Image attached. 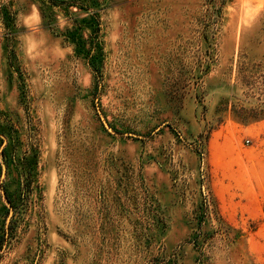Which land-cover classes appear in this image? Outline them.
<instances>
[{
  "label": "rangeland",
  "instance_id": "1",
  "mask_svg": "<svg viewBox=\"0 0 264 264\" xmlns=\"http://www.w3.org/2000/svg\"><path fill=\"white\" fill-rule=\"evenodd\" d=\"M0 264H264V0H0Z\"/></svg>",
  "mask_w": 264,
  "mask_h": 264
},
{
  "label": "water",
  "instance_id": "2",
  "mask_svg": "<svg viewBox=\"0 0 264 264\" xmlns=\"http://www.w3.org/2000/svg\"><path fill=\"white\" fill-rule=\"evenodd\" d=\"M103 125L105 126V128L110 132L112 133V131L108 128V126L103 122Z\"/></svg>",
  "mask_w": 264,
  "mask_h": 264
}]
</instances>
